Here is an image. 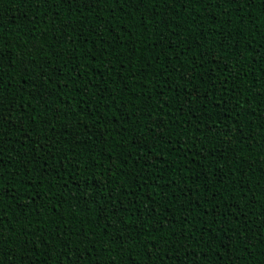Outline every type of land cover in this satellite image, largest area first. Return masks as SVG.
<instances>
[{
	"label": "trees",
	"instance_id": "obj_1",
	"mask_svg": "<svg viewBox=\"0 0 264 264\" xmlns=\"http://www.w3.org/2000/svg\"><path fill=\"white\" fill-rule=\"evenodd\" d=\"M0 264H264V0H0Z\"/></svg>",
	"mask_w": 264,
	"mask_h": 264
}]
</instances>
